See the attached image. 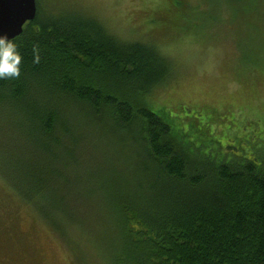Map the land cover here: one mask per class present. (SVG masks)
Instances as JSON below:
<instances>
[{
    "label": "trees",
    "instance_id": "obj_1",
    "mask_svg": "<svg viewBox=\"0 0 264 264\" xmlns=\"http://www.w3.org/2000/svg\"><path fill=\"white\" fill-rule=\"evenodd\" d=\"M237 1L250 9V0ZM37 5L36 19L14 39L21 75L0 79V106L17 114V155L12 171L8 162L2 171L17 196L70 245L69 226L86 231L68 195L99 204L91 215L105 221L102 242L82 246L109 264H264V128L251 145L223 137L216 149L195 147L174 118L161 117L146 101L171 75L159 48L123 41L95 18ZM96 117L128 143L134 171L125 175L121 166L122 181L107 180V167L70 176L79 159L65 148Z\"/></svg>",
    "mask_w": 264,
    "mask_h": 264
},
{
    "label": "rangeland",
    "instance_id": "obj_2",
    "mask_svg": "<svg viewBox=\"0 0 264 264\" xmlns=\"http://www.w3.org/2000/svg\"><path fill=\"white\" fill-rule=\"evenodd\" d=\"M37 1L45 12L86 15L123 41L159 48L172 64L171 75L149 92L146 101L161 117L174 118L195 147L216 149L213 143L223 137L248 140L251 145L260 136L258 127L264 128V0H250V9L237 0L223 4V0ZM255 1L259 9L253 6ZM238 25H245L241 27L245 34ZM16 115L0 106V264H104L102 259L109 264L106 257L101 259L95 250L82 246L102 242L99 227L105 221L91 215L100 210L99 204L80 202L74 191L68 195L71 210L86 231L80 234V227L69 226L70 245L51 232L2 174L5 162L6 171H12L10 162L17 155ZM210 124L216 125L210 129ZM75 134L77 144L65 148L79 159L80 168L71 177L80 172L95 175L107 167V180L122 181L121 166L125 175L134 171L128 167L127 141L107 120L96 117L85 135ZM110 162L117 170L108 167ZM99 201L97 197L95 204Z\"/></svg>",
    "mask_w": 264,
    "mask_h": 264
},
{
    "label": "water",
    "instance_id": "obj_3",
    "mask_svg": "<svg viewBox=\"0 0 264 264\" xmlns=\"http://www.w3.org/2000/svg\"><path fill=\"white\" fill-rule=\"evenodd\" d=\"M38 14L37 0H0V36L14 40Z\"/></svg>",
    "mask_w": 264,
    "mask_h": 264
},
{
    "label": "clouds",
    "instance_id": "obj_4",
    "mask_svg": "<svg viewBox=\"0 0 264 264\" xmlns=\"http://www.w3.org/2000/svg\"><path fill=\"white\" fill-rule=\"evenodd\" d=\"M35 63H39V49L33 48ZM22 54L14 40L0 36V79H14L21 75Z\"/></svg>",
    "mask_w": 264,
    "mask_h": 264
}]
</instances>
